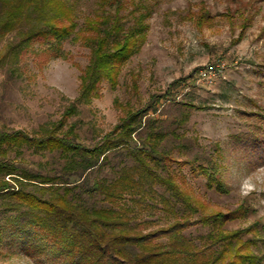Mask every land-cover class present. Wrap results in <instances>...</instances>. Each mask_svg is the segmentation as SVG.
<instances>
[{"label":"rangeland","instance_id":"obj_1","mask_svg":"<svg viewBox=\"0 0 264 264\" xmlns=\"http://www.w3.org/2000/svg\"><path fill=\"white\" fill-rule=\"evenodd\" d=\"M68 1L74 8L77 28L64 40L60 56H44L40 42L20 58H13L5 52L17 41L16 31L1 40L0 131L16 130L37 137L61 120L78 97L90 48L75 40L76 32L88 19L101 16L102 9L110 10L102 0ZM123 3L120 13L129 20L128 27L135 20L143 24L138 50L122 68L116 87L103 82L99 97L77 103L76 114L62 131L72 126L77 141L92 147L120 124L123 108L135 110L156 98L157 111H150V115L167 135L159 149L174 159L168 172L176 178L185 177L187 188L205 204V213L239 210L222 230L243 231L242 239L254 243L253 253L264 256V152L255 163L242 145L255 139L253 132L264 136V0ZM198 69L206 76H199ZM176 81L180 82L172 98H161ZM145 133L142 130L141 136ZM7 160L45 175L61 171L67 162L56 152L38 151L25 144L9 149ZM133 163L125 149L111 152L108 162L93 171L90 183L102 179L111 182L122 167ZM200 165L215 169L227 191L210 187L199 172ZM156 189L162 192L164 187ZM3 203L0 199V226L5 228L0 264H52L45 257L40 262L29 256L25 245L31 246L35 240L26 234L14 235L6 226L15 212L4 209ZM89 204L104 206L98 195L89 199ZM158 217L163 213L154 211L145 216L151 220ZM158 223L166 222L162 218ZM210 229L192 226L187 233L197 236Z\"/></svg>","mask_w":264,"mask_h":264},{"label":"trees","instance_id":"obj_2","mask_svg":"<svg viewBox=\"0 0 264 264\" xmlns=\"http://www.w3.org/2000/svg\"><path fill=\"white\" fill-rule=\"evenodd\" d=\"M102 1L110 12L102 9L101 16L88 19L76 32L75 40L90 48V57L81 71L79 95L62 119L37 137L0 131V199L4 209L15 212L6 226L14 235L26 234L35 240L25 245L29 256L45 257L52 264H264V256L251 250L254 243L242 239L243 231L222 230L239 210L205 213V204L187 188L185 177L168 172L174 159L159 149L167 135L150 115L157 111L156 98L135 110L123 108L120 124L92 147L77 141L72 126L62 131L76 114L77 103L99 97L103 82L116 87L122 68L139 47L141 21L128 27L129 20L120 13L124 0ZM74 12L68 0H0V42L14 31L17 37L5 55L20 58L34 43L42 42L44 56H60L64 40L77 28ZM179 82L161 98L171 99ZM144 129L145 137L141 136ZM252 135L255 139L242 145L256 163L264 152V136L258 131ZM24 144L56 152L67 162L52 175L22 169L7 160V154ZM121 149L134 163L122 167L111 182L102 179L91 184L93 171L108 162L111 152ZM199 172L210 187L227 191L215 169L200 165ZM157 186L164 187L162 192ZM97 195L104 206L89 204ZM154 211L163 213L164 225L158 223L162 218H145ZM198 225L211 229L197 236L187 233ZM4 229L0 226V243Z\"/></svg>","mask_w":264,"mask_h":264},{"label":"built area","instance_id":"obj_3","mask_svg":"<svg viewBox=\"0 0 264 264\" xmlns=\"http://www.w3.org/2000/svg\"><path fill=\"white\" fill-rule=\"evenodd\" d=\"M206 71H208V69H207ZM201 75H202V77H203V76H206V73L201 72Z\"/></svg>","mask_w":264,"mask_h":264}]
</instances>
